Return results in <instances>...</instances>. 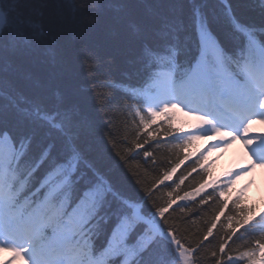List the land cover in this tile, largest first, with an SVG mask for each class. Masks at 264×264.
Returning <instances> with one entry per match:
<instances>
[{"label":"snow or ice","instance_id":"6c2138e0","mask_svg":"<svg viewBox=\"0 0 264 264\" xmlns=\"http://www.w3.org/2000/svg\"><path fill=\"white\" fill-rule=\"evenodd\" d=\"M36 3L42 16L47 0ZM57 3L62 12L78 7ZM88 8L90 24L102 9L115 13L133 73L117 78L115 57L87 47L74 70L59 73L14 64L0 51L6 264H264V212L241 206L240 196L221 199L242 175L264 169V134L253 132L264 124V0H88ZM31 27L43 35L39 22ZM23 43L12 54L31 57L38 46ZM47 55L55 65L54 51ZM177 111L195 122L191 130L173 126ZM117 112L134 125L123 150L110 115ZM210 137L181 171L186 150ZM236 142L242 166L207 181L208 153ZM193 173L200 178L185 190ZM197 198L210 219L189 235L175 215L188 205L177 202Z\"/></svg>","mask_w":264,"mask_h":264},{"label":"trees","instance_id":"16d2710c","mask_svg":"<svg viewBox=\"0 0 264 264\" xmlns=\"http://www.w3.org/2000/svg\"><path fill=\"white\" fill-rule=\"evenodd\" d=\"M149 2L155 3L156 0H149ZM77 4L78 7L75 13L69 10H63L62 12L57 0H47L46 6L40 9L43 15L37 16L35 9L39 5L36 0H0V8L3 16H5V25L0 32V51L3 52L6 59H10L14 64H22L25 68L33 70L46 68L51 72L59 73L66 69L74 70L78 63V53L82 47H87L98 49L105 55L115 57L113 75L117 78L124 71L133 73L135 69L129 64L132 54L119 43L123 28L113 25L112 17L115 13L108 9H102L96 12V23L90 24L88 15L91 9L88 8V0H77ZM36 22L41 24L43 30V35L39 37L34 35V32L39 30H34L31 27L32 23ZM26 39L31 41L33 46H38L31 57L12 54L13 45H15L16 53H19L21 48L26 47L23 43ZM48 49H52L55 53V65L49 63ZM12 78L15 79V77ZM79 83L82 94L88 96L90 86L83 82L82 77ZM110 115L116 117L113 132L118 149L123 150L122 141L128 133L134 131V125L124 124L125 117L122 113L117 112ZM128 119L130 120V117ZM109 147L111 148V145ZM185 154L190 156V160L186 161L185 165H182L181 171L185 170L195 160L198 150L190 147ZM204 164L208 165L206 160ZM131 168L136 170L137 165L135 162L132 163ZM208 171L209 175L205 178L206 180L213 178V182H219L225 178L222 177L223 175L215 174V168L209 167ZM139 173L146 183L153 178L151 175H144L143 165H140ZM213 175L216 178L212 177ZM199 178L196 173H193L183 186L185 190H188ZM237 196H240V194L234 187L229 190L227 197L221 199L231 201ZM240 198L242 200L241 206L251 208L257 215L262 212L260 204L251 201L248 197L240 196ZM198 200L199 198L192 201L177 202L178 204L184 203L188 205L189 210L187 212L180 213L177 209L175 215L178 218L177 223H180L181 220L185 221V223L181 224V230H186L189 235L202 231L205 227V220L210 219V216L202 211ZM173 207L175 208L176 205ZM193 220L197 222L193 223Z\"/></svg>","mask_w":264,"mask_h":264},{"label":"rangeland","instance_id":"374dc122","mask_svg":"<svg viewBox=\"0 0 264 264\" xmlns=\"http://www.w3.org/2000/svg\"><path fill=\"white\" fill-rule=\"evenodd\" d=\"M1 24H2V17H0V29H1ZM188 120L192 122V120H190L189 117L184 116L183 112L177 111L174 113V123H182V122L187 123ZM253 126L259 127L260 129H262V131H264V124L256 123ZM215 139L216 138L214 137H210V138L200 139L198 141H200L205 145V147H207L210 143L215 142ZM231 154L240 157L242 160L244 159L242 148L241 150H237L233 147V144L227 148L218 150L216 152L208 153V156L213 159L216 165H219V167L222 168L223 167L222 165L225 163L226 158ZM237 158H235L232 161L233 163H235L233 164V167L234 165H236ZM237 169L238 168H235L233 171ZM236 181L239 183V185L243 184L242 186L243 192L246 195H249L252 199H260V197L263 196L262 189L264 187V169L261 168L253 169L251 172L242 175ZM10 258H11V253L6 251H0V264H6V261L9 260ZM14 264H19V262H14Z\"/></svg>","mask_w":264,"mask_h":264},{"label":"bare ground","instance_id":"6f19581e","mask_svg":"<svg viewBox=\"0 0 264 264\" xmlns=\"http://www.w3.org/2000/svg\"><path fill=\"white\" fill-rule=\"evenodd\" d=\"M233 147H234L235 149H237V150H241L242 145H240L239 142H236V143L233 144Z\"/></svg>","mask_w":264,"mask_h":264}]
</instances>
